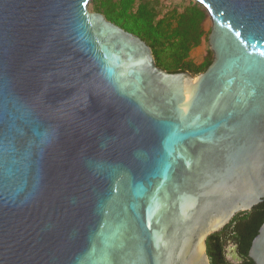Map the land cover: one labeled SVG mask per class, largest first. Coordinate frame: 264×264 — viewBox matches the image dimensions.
Segmentation results:
<instances>
[{
	"label": "water",
	"instance_id": "1",
	"mask_svg": "<svg viewBox=\"0 0 264 264\" xmlns=\"http://www.w3.org/2000/svg\"><path fill=\"white\" fill-rule=\"evenodd\" d=\"M90 1L0 0V264H210L264 201V0H195L197 75Z\"/></svg>",
	"mask_w": 264,
	"mask_h": 264
},
{
	"label": "trees",
	"instance_id": "2",
	"mask_svg": "<svg viewBox=\"0 0 264 264\" xmlns=\"http://www.w3.org/2000/svg\"><path fill=\"white\" fill-rule=\"evenodd\" d=\"M89 4L109 21L145 41L156 64L168 72L189 71L197 75L212 62L208 59L195 62L190 58L191 50L201 45L205 35L208 36L204 23L209 16L195 0L181 12L175 7L162 12L156 0H91ZM263 222L264 201L235 214L224 228L208 236L206 250L210 264H229L223 249L226 231L238 246L242 258L239 264H255L249 258L248 250Z\"/></svg>",
	"mask_w": 264,
	"mask_h": 264
},
{
	"label": "rangeland",
	"instance_id": "3",
	"mask_svg": "<svg viewBox=\"0 0 264 264\" xmlns=\"http://www.w3.org/2000/svg\"><path fill=\"white\" fill-rule=\"evenodd\" d=\"M159 2V6L162 10V12H166L167 10L175 7L178 8V10L181 12L183 8L189 5L191 0H156ZM88 10L90 12H96L93 10V6L91 4L88 5ZM204 30L208 33L211 30V21L208 17V19L204 23ZM190 55L193 57L191 58L193 61L202 62L205 59L213 60V52L209 48L208 44V36H204L201 41V45L198 47H195L191 50ZM227 232V231H226ZM225 232V233H226ZM226 234L229 235L227 232ZM230 239V235L228 236ZM233 240L230 239V242L225 246L226 253L225 258L227 259L229 264H235L237 263L236 259L234 258V251H232V248L234 247Z\"/></svg>",
	"mask_w": 264,
	"mask_h": 264
},
{
	"label": "flooded vegetation",
	"instance_id": "4",
	"mask_svg": "<svg viewBox=\"0 0 264 264\" xmlns=\"http://www.w3.org/2000/svg\"><path fill=\"white\" fill-rule=\"evenodd\" d=\"M224 236H226V238H225V240H224V245H223V249H224V256H225V253H226V248H225V246L230 242V239H229V235L228 234H226V233H224ZM233 242V241H232ZM234 243V246H236V249H234V247L232 248V251H236V253L238 254V246H237V244L235 243V242H233ZM239 255V254H238ZM239 257H241L240 255H239ZM226 259V258H225ZM226 261H227V259H226ZM228 262V261H227ZM242 262V261H241ZM241 262H239V263H241ZM239 263H235V264H239Z\"/></svg>",
	"mask_w": 264,
	"mask_h": 264
},
{
	"label": "crops",
	"instance_id": "5",
	"mask_svg": "<svg viewBox=\"0 0 264 264\" xmlns=\"http://www.w3.org/2000/svg\"><path fill=\"white\" fill-rule=\"evenodd\" d=\"M190 58H193V57L190 55ZM195 62H197V61H195Z\"/></svg>",
	"mask_w": 264,
	"mask_h": 264
}]
</instances>
